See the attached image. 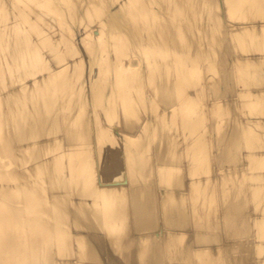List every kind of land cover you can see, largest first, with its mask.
Wrapping results in <instances>:
<instances>
[{
    "label": "bare ground",
    "instance_id": "obj_1",
    "mask_svg": "<svg viewBox=\"0 0 264 264\" xmlns=\"http://www.w3.org/2000/svg\"><path fill=\"white\" fill-rule=\"evenodd\" d=\"M217 4L226 6H219V14ZM263 33L264 0H0V86L7 87L0 95V264H214L228 261L243 243L248 249L240 248V261L243 254L260 253L247 264H264V243L256 244L257 238L264 242V208L253 213L250 204L249 214L236 217L239 230L224 227L222 238L215 222L211 231L205 223L195 231L185 204L193 198L194 211L200 198L204 210L202 197L215 195L219 203L231 188L226 173L194 178L207 175L206 135L228 112L236 120L212 143L214 169L229 170L232 163L247 171L245 150L253 160L247 166L256 170L249 176L257 182L248 176L253 184L245 191L255 207L263 197ZM231 40L241 45L234 43L241 54L236 47L233 54ZM214 44L221 46L216 64ZM213 67L220 79L208 85ZM197 71L203 80L194 77ZM232 72H239V80ZM234 79L258 88L237 92L243 87L232 89ZM204 107L220 115L206 131L201 127L210 115L201 112ZM79 108L86 111L76 119ZM95 109L102 114L97 119ZM104 119L120 128L107 130L111 124L103 125ZM122 155L131 161L106 177ZM69 185L71 207L65 199ZM235 205L218 209L223 224L242 209ZM77 214L88 223L80 224ZM113 219L124 232L122 243L108 239L116 229ZM246 226L255 227L248 236Z\"/></svg>",
    "mask_w": 264,
    "mask_h": 264
},
{
    "label": "rangeland",
    "instance_id": "obj_2",
    "mask_svg": "<svg viewBox=\"0 0 264 264\" xmlns=\"http://www.w3.org/2000/svg\"><path fill=\"white\" fill-rule=\"evenodd\" d=\"M219 4H217V6L215 5V7H217V9L218 10H215L216 12H218V14L219 13H221L220 12V7H222V8H225L224 6H223V4H222V6H220ZM215 9V8H214ZM227 16V14H225V17ZM226 19H228L227 17H226ZM231 19V18H230ZM230 19H228L229 20V22L231 23L232 21H230ZM232 20V19H231ZM237 21V20H236ZM233 22V23H239V22ZM229 24V23H228ZM226 26H227V24H226ZM221 32V33H220ZM224 32H225V29L224 28H222V30H219V33H220V36H222V35H224ZM218 34V33H217ZM217 34H216V36H217ZM263 35H264V33H263ZM218 38H219V35L217 36ZM220 39L221 40H225V42H230V40H228V39H226L225 38V36H223V37H220ZM263 40V39H262ZM264 41H262V43H263ZM231 43H233L232 45H231V47L234 49V47H236V49L239 51V50H241L242 48H240L241 47V45H239V43H238V41H237V43L236 42H234V40H231ZM234 43H236V44H238V46H240L239 47V49H238V46L236 45V44H234ZM216 44H214V46H215ZM234 45H236V46H234ZM213 46V47H214ZM212 47V49H214V51H213V53L212 54H214L215 55V58L213 59V62H215V63H213V64H216L217 63V61H218V58H217V56H216V54H215V52L217 51V53H219L220 51H221V46H215L214 48ZM232 48H231V50H232ZM238 51H236L235 49H234V51H232V52H236V53H233V54H238L239 52ZM241 52H242V50L240 51V53L239 54H241ZM213 55V56H214ZM235 56V55H234ZM217 60V61H216ZM235 64H236V62H235ZM6 65H7V61H4V63H3V66L5 67V68H7L6 67ZM233 65H234V63H233ZM233 68H238L237 67V64H236V67H235V65L233 66ZM212 69H213V71H214V73H213V71H212ZM212 69H210L208 72H207V74H209V75H207L208 77V79L205 81L206 83H208V80L209 79H212V80H210V82H209V84L208 85H211L212 84V82H213V84H215L216 82H217V80L219 81V76H218V73H217V70L213 67ZM28 70L27 69H25V72H27ZM200 71V70H199ZM232 71L234 72L235 70H233L232 69ZM233 72H232V74H233ZM171 73V72H170ZM172 73H175V71L174 72H172ZM171 73V74H172ZM201 72H199L198 73V71L196 72V74H194V77L197 79L198 77H196L197 76V74H198V76L200 77V79L198 78L197 80H203L202 78V73L200 74ZM235 73H236V71H235ZM239 73V72H238ZM233 74L234 75V77L233 78H236V75H238V77H237V79L239 78V74ZM200 74V75H199ZM173 75V74H172ZM38 76V75H37ZM37 76H35V77H37ZM209 76H210V78H209ZM193 77V76H192ZM193 77V78H194ZM254 77V76H253ZM253 77H251V78H253ZM195 79V80H196ZM250 79V78H249ZM248 79V80H249ZM264 79V76H263V78H262V80ZM235 80V79H234ZM239 80V79H238ZM237 80V81H238ZM251 80H253V79H251ZM212 81V82H211ZM236 80H235V82L233 81V84L235 83V84H237L238 83V85H233L232 84V89H234V90H236L237 91V89L239 90V82H237ZM237 82V83H236ZM202 84L204 83V81L203 82H201ZM202 84H201V87H203V88H200L199 90H200V92H205L204 90H205V87H204V85L202 86ZM2 86V85H1ZM0 86V87H1ZM234 86L237 88H234ZM251 86H252V88H251ZM240 87H243L242 85L240 86ZM244 87H246V88H244ZM243 88H240L241 90H239V91H237V92H240V91H242L243 92V90L242 89H244V91H248V90H250V88L253 90V88H254V90H256L258 87H257V85H245ZM247 88H249V89H247ZM256 88V89H255ZM201 89L203 90V91H201ZM185 89H183V91H184ZM198 90V91H199ZM197 91V90H196ZM196 91H194V92H196ZM197 91V92H198ZM7 92V87L6 86H4L3 88L1 87V90H0V95L1 96H4L5 95V93ZM184 93V94H183ZM182 93V96L181 97H183V99H184V97L186 96V94H185V92H183ZM199 93V92H198ZM201 94V93H200ZM185 95V96H184ZM263 98V97H262ZM261 98V99H262ZM185 100V99H184ZM184 100H182L181 101V104H182V106L184 105L183 104V102H184ZM263 101H261V103H262ZM185 103V102H184ZM197 103H199V101L197 102ZM78 104H80V103H77V105H75V103L73 104V108L74 107H76V106H78ZM179 104V103H178ZM181 104H179V106H177V108L178 109H180L179 107H181ZM264 104V103H263ZM80 106V105H79ZM205 108V107H204ZM131 109V108H130ZM176 109V108H175ZM181 109H182V107H181ZM81 110V111H80ZM133 110V109H132ZM132 110H130L129 112H131ZM204 110H205V112H206V114H207V108H205V109H203V110H201V112L203 111L204 112ZM84 111H86L85 109H84ZM83 111V109L82 108H79V110H78V115L76 114V119H77V116H78V118L79 117H81L82 116V114L81 113H85ZM95 111V114H96V119H97V115L99 114V113H96V109L95 110H93V112ZM98 111V110H97ZM174 111V110H173ZM80 112V113H79ZM99 112V111H98ZM202 112V113H203ZM133 113V112H132ZM131 113V114H132ZM175 112H173V114H174ZM222 113V112H221ZM239 113V112H238ZM79 114H80V116H79ZM92 114V113H91ZM95 114H92V117L95 115ZM101 114V113H100ZM99 114V115H100ZM173 114H172V116L170 117V119L171 118H173L174 119V116H173ZM204 114V113H203ZM202 114V115H203ZM217 116H216V115ZM214 115L213 114H207L208 115V117H209V115H210V117H209V120H207V122H205V124L204 125H202L203 127H201V129H202V131H206L205 129H206V127H210V126H208L209 124H210V122H212V120H219L218 119V117H220V115L218 116V113H215ZM220 114V113H219ZM98 115V116H99ZM175 115H177V116H179L180 115V112H179V114L177 113V114H175ZM101 116H102V114H101ZM101 116H99V117H101ZM181 116V118H182V115H180ZM180 116H179V120H180ZM94 117V118H95ZM93 118V119H94ZM178 118V117H177ZM176 118V119H177ZM11 118L9 117L8 118V120H10ZM106 119H107V117H106ZM106 119H104L103 121H104V123H103V125H108V124H111V125H108V128H106L107 130L110 128V126H114V129L116 128L117 129V127L118 128H120L119 126V124L120 123H118V125H116L117 124V121H115V119L114 118H111V119H108V120H113L114 119V122L116 123H114L113 121H111V122H106L105 120ZM172 119V120H173ZM221 121H220V125H218V126H216L215 127V129L214 130H211L207 135H206V144L208 145V151H207V161H206V168L208 167L209 169H208V173H207V175H201V177L200 176H195L194 178H197V180H198V177H199V179L201 180L202 179V177H203V179L205 178V177H207L208 178V180H209V178L211 177V176H213V177H215V178H219L220 176L222 177V175H224L225 173L226 174H228L227 175V177H229L228 178V180L229 179H231V180H229V182H231L230 183V185L229 186H231V188H229L228 190H227V192H226V194H224L223 196H221V199H219L218 201H219V203L217 202V201H214V198H217V196L215 197V195H212L211 197L210 196H204V197H202L203 199H201L202 200V202H201V204L203 203V205L205 204V203H207V204H205L206 206L204 207V210H201L200 208H199V201H200V198L198 199V202L196 203V205H195V208H194V211H193V208H192V203H193V198H191V199H189V200H187V202L185 203L186 205L188 204V208H189V211H191L190 212V215H191V222H192V225H193V228H194V230L195 231H202V223H205L206 225H207V227H208V231H211L212 229H209L210 228V226L211 225H213L214 224V222L215 223H217V228L215 229V230H217V231H219V234H222V238H224V231H226V230H224V227L225 228H227V229H229V228H236V230L238 231L239 230V228L241 227V224L239 223V221L236 219V217L237 216H241V214L242 213H246V214H249V206H250V204H252L251 205V207H250V209H252L251 211L253 212V213H258L259 212V210L258 209H260V211H262V212H260V213H263V210L261 209V208H264V194H262L263 195V197L261 198V201L259 202V203H256V207H255V203H253V199H251V198H253V197H251V190L252 189H250L249 190V192L251 193L250 194V197L249 196H247V194H248V192L246 193V186L248 187L249 185H250V182H254L255 183V181H254V179L252 178H250V176H252V175H250L249 176V174H254L255 172H256V170L255 171H252L251 169H250V167L251 166H247L248 165V162L250 163V164H252L253 162V160L252 161H250V159H251V157L249 158V154H248V152L246 153H244V151L245 150H243V155H245V156H243L242 155V153H241V155L243 156V158L244 159H249V161L248 162H245V168L247 169V168H249L247 171H248V174H247V176H246V173H247V171L246 170H244L243 168H240V167H231V165H232V163H229L228 164V166L229 167H227V169H229V170H223V169H221V170H215L214 169V165H213V162H214V155H215V149L214 148H211V146H212V143H216L217 144V142L220 140V137L222 136V134L224 133V131H225V129H226V127H229L230 125H232L233 126V122L236 120V118H233V116H232V114H230V112H228L227 113V115H224L223 114V116L221 117ZM94 122H95V119L93 120ZM99 121V120H98ZM106 122V123H105ZM112 122H113V125H112ZM98 123V122H97ZM97 123H94V124H96V125H94V126H100L102 129L105 127H102L103 125L102 124H97ZM100 123V122H99ZM101 123H102V121H101ZM97 126V127H98ZM204 126H206V127H204ZM220 126V127H219ZM217 127H219L218 129H217ZM100 128V129H101ZM112 128V127H111ZM207 128V129H208ZM212 127H210V129H211ZM237 128H239V127H237ZM105 129V128H104ZM105 129V130H106ZM213 129V128H212ZM168 132V131H167ZM173 133V132H172ZM57 134H59V133H57ZM57 134H55V135H57ZM169 135V134H168ZM172 135V134H171ZM167 136V135H166ZM174 136V135H173ZM181 136V135H180ZM182 137H183V135H182ZM182 137H180V138H182ZM184 140H182V142H183ZM134 144H132V145H130V146H133V145H135V142H133ZM137 143H139V142H136V145H138ZM99 147V149L98 150H100L101 148L103 149V147L102 146H98ZM97 147V148H98ZM133 147H137V146H133ZM245 146L243 145V148H244ZM117 148H119L118 146H117ZM247 147H245V149H246ZM97 150V151H98ZM114 150H116V148L114 149ZM246 150H249L248 148L246 149ZM57 151H58V153L60 152V150H56L55 151V154H51V155H53L54 157H55V159H56V157H57V155H59L58 153H57ZM251 151L249 150V153H250ZM57 153V154H56ZM126 153V154H125ZM124 155H127V152H124ZM241 155H240V158H241ZM53 156L51 157V159H53ZM123 156V155H122ZM120 157L121 158V160H122V162H121V160H119L118 159V161L117 160H115L116 162H118V163H114L115 161L113 160V164H114V166H116L115 168L113 167V165L111 166V164L109 165V166H111V167H109L110 169H107V172H106V177H107V174H108V178H113V177H115V171L116 170H122L123 169V166L125 165V163L127 162V164L131 161V159L129 160V158L127 159V161H125L126 160V158L127 157H129V156H126V158L124 159V156L123 157ZM246 156H248V157H246ZM33 157H34V155H33ZM167 157V156H166ZM30 158H32V157H30ZM124 159V161H123V159ZM168 158V157H167ZM166 158V159H167ZM242 158V159H243ZM58 159H60L59 158V156H58ZM136 158H134V160H135ZM169 160H170V158H168ZM171 159H172V157H171ZM247 159V160H248ZM29 161L31 160H33V158L32 159H28ZM129 160V161H128ZM152 159L150 158V161H151ZM230 160H231V158H230ZM247 160H245V161H247ZM30 161V162H31ZM171 161H173V160H171ZM121 162V163H120ZM123 163H124V165H123ZM220 163H221V161H220ZM115 164H118V165H115ZM28 165V164H27ZM26 165V166H27ZM221 166V165H220ZM247 166V167H246ZM262 167H264V166H262ZM261 167V168H262ZM23 168V167H22ZM198 168H201V167H199L198 166ZM126 169H127V165H126ZM128 169H130V168H128ZM230 169H233V170H230ZM243 169V170H242ZM23 170V169H22ZM131 170V169H130ZM163 171H166L165 173H167L168 174V172H167V169L165 170V169H162ZM170 170V169H169ZM168 170V171H169ZM251 170V171H250ZM133 171V168H132V170H131V172ZM173 171H175V170H173ZM172 171V172H173ZM221 171V172H220ZM246 171V172H245ZM250 171V172H249ZM99 173L101 172V171H98ZM170 172H171V170H170ZM172 172H171V174H172ZM133 173V177H136V178H138V180L139 181H143V180H141V177L138 175V174H134V172H132ZM132 173H131V175H132ZM170 174V173H169ZM168 174V175H169ZM243 174H245V176L247 177H243ZM161 175H163L164 176V174L163 173H161ZM168 175H165V176H168ZM232 175H233V177H232ZM205 176V177H204ZM231 176V177H230ZM242 178H241V177ZM248 176H249V178L252 180H250V179H248ZM64 177V176H63ZM135 178V179H136ZM206 178V179H207ZM226 177H224L223 179L226 181V179H225ZM244 178H246V179H244ZM63 179V178H62ZM193 179V178H192ZM206 179H204V180H206ZM222 179V180H223ZM233 179H234V182H233ZM199 181V180H198ZM221 182H224V181H221ZM253 182H252V184H253ZM262 182H264V181H262ZM262 182L260 181V185L262 184ZM132 183V182H131ZM257 183V182H256ZM255 183V184H256ZM135 184V182H133V184H130L131 186H133ZM234 185V187H232V185ZM254 184V185H255ZM214 185H215V183H214ZM257 185V184H256ZM262 185H264V183L262 184ZM57 186H59V187H61L60 185H57ZM159 186H161L162 188H163V186H164V188H165V191H168L169 189H171V188H167V186H166V184L164 183H162V184H159ZM251 186V188H252V185H250ZM250 186H249V188H250ZM242 189H244V193H242V192H240L239 193V191L241 190L240 188ZM72 188H73V185H69V186H67L66 187V189H67V196H68V198H65L67 201H68V205L71 207L72 205H71V201H73L72 199H71V195L70 194H72ZM237 188H239L240 190H237ZM261 188H263L264 189V187L262 186ZM242 189V190H243ZM237 191H238V193H237ZM263 190L261 189V192H262ZM260 192V193H261ZM235 193H236V195H235ZM262 193H264V191L262 192ZM159 197H162V196H164V194H160V195H158ZM236 196V197H235ZM250 198L251 200H250V202H249V199L248 198ZM260 199V198H259ZM248 200V201H247ZM247 201V202H246ZM111 202V201H110ZM113 202V201H112ZM248 202H249V205H248ZM246 203V204H245ZM231 204H236L235 206H237V204H239V205H241L242 206V209L240 210V209H237V211H235L236 212V215H231L230 216V221H228V222H224V224H223V222L220 220V216H219V212H218V209H224V208H227V207H229ZM254 204V205H253ZM110 205V204H109ZM170 207H173V206H170ZM207 207V208H206ZM245 207V208H244ZM198 209V210H197ZM244 209H245V211H244ZM197 210V211H196ZM247 210V211H246ZM258 210V211H257ZM238 211H239V213H238ZM244 211V212H243ZM251 212V213H252ZM76 218H77V220L79 221V223L80 224H83V225H86L87 223H88V220L82 215V214H77L76 215ZM194 219H195V222L196 223H194ZM199 219V220H198ZM101 223V222H100ZM111 224H112V226L114 227V228H116V229H113V231H111V234L112 235H110V236H108V239L109 240H112V241H120L121 243H122V240L124 239V232L120 229V224H118V226H116L115 225V219H113L112 221H111ZM97 225V224H96ZM254 225H256V223L254 224ZM253 225V226H254ZM98 226H100L99 224H98ZM116 226V227H115ZM83 227V226H82ZM113 227H111V228H113ZM162 228L164 229V230H166L165 228H164V226L162 225ZM252 227H249V226H246V229H245V233H244V236H248V235H250L249 233H250V231H253L254 229L253 228H255V227H253L252 229H251ZM256 228H258V226L256 225ZM75 229L76 230H74L75 231V233H79V231H81V228H79V227H75ZM105 230H106V228H104ZM204 230V229H203ZM215 230H213V231H215ZM257 230V231H256ZM206 231H207V229H206ZM255 231V232H254ZM253 231V233H254V236L256 235V232H259V228L258 229H255ZM264 231V230H263ZM147 234H151L152 232H146ZM258 234V233H257ZM153 236H148L147 238H148V240L150 241V239L152 238ZM235 237H238V236H236L235 235ZM235 237H231L232 239L233 238H235ZM256 237H257V235H256ZM227 238H228V240L230 241L231 239H229L230 237L229 236H227ZM244 238H246V237H244ZM254 239H255V237H253ZM258 239V238H257ZM256 239V244H262V243H264V242H261V240L260 241H258ZM156 239H154L152 242H154ZM228 241V242H229ZM262 241H264V239L262 240ZM259 242V243H258ZM151 243V242H150ZM255 244V245H256ZM237 244H234V247L236 246ZM239 246H236L237 247V249H236V247H235V249H232L233 248V246H231V247H229L230 249H232V250H234V252H236L237 250H238V252H236V255H234L232 252L230 253V255L232 256H230V255H228L229 256V258H230V260L231 261H233V262H235L236 261V263L238 264V263H243V264H247L248 263V261L250 260V259H255L256 257L255 256H257L258 255V257H261V255L262 254H260V253H258V254H256L255 253V256L253 255V254H247V255H245V254H243V256H242V259H241V261H240V256H238L237 257V255H238V253L240 252V248L241 249H244V247L243 246H245V248L246 249H248L247 247V245L246 244H242V246H241V244H238ZM241 246V247H240ZM119 247H122L121 245H119L118 246V244H116V245H113L112 246V249L114 250V251H118L120 248ZM239 247V248H238ZM250 248L249 249H252V245H250L249 246ZM147 248H149V247H147ZM218 248H220V247H218ZM217 247H216V249H218ZM221 249H223V247H221ZM241 253H243V252H240V254ZM100 254H102V253H100ZM217 254H218V256L220 255V254H222L221 253V251H220V249L218 250V251H216L215 253H214V255L216 256V258H218L217 257ZM234 256H233V255ZM260 254V255H259ZM244 255H245V257H244ZM145 256H147V254H145ZM227 256V257H228ZM227 257H226V259H227ZM234 257V258H233ZM238 258L237 260H239V262L236 260V258ZM257 257V258H258ZM229 258H228V261L230 262V260H229ZM201 259H203V258H200L199 259V261H197V262H200V260ZM205 259V258H204ZM233 259H235V261L233 260ZM244 259H247V261L245 260L244 261ZM222 260H220V262H221ZM226 263H225V262ZM227 260H223V264H229V263H227L228 262ZM243 261V262H242ZM219 262V261H218ZM218 262L216 263H214V264H218ZM219 262V263H220ZM245 262V263H244ZM222 263H220V264H222ZM231 263V262H230ZM235 263V264H236ZM98 264H107V262L106 261H104V262H99ZM139 264H143L141 261L139 262ZM232 264V263H231ZM234 264V263H233Z\"/></svg>",
    "mask_w": 264,
    "mask_h": 264
}]
</instances>
